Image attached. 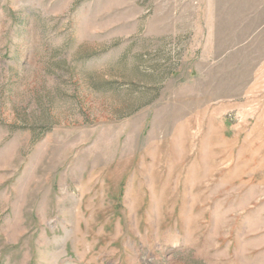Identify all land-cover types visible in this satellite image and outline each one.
Returning <instances> with one entry per match:
<instances>
[{
    "label": "rangeland",
    "instance_id": "obj_1",
    "mask_svg": "<svg viewBox=\"0 0 264 264\" xmlns=\"http://www.w3.org/2000/svg\"><path fill=\"white\" fill-rule=\"evenodd\" d=\"M0 264H264V0H0Z\"/></svg>",
    "mask_w": 264,
    "mask_h": 264
}]
</instances>
